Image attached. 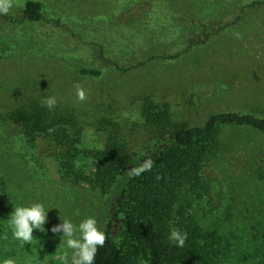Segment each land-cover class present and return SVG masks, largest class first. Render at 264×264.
Wrapping results in <instances>:
<instances>
[{
	"label": "rangeland",
	"instance_id": "374dc122",
	"mask_svg": "<svg viewBox=\"0 0 264 264\" xmlns=\"http://www.w3.org/2000/svg\"><path fill=\"white\" fill-rule=\"evenodd\" d=\"M26 1L14 0L0 15V264L8 257L63 264L64 252L70 264L63 232L51 228L93 217L104 231L105 195L90 181V167L108 136L139 155L156 137L201 125L216 112L264 116V0H36L38 21L23 16ZM76 85L86 92L83 102ZM48 97L57 100L52 109L42 103ZM146 101L167 106L158 126L142 112ZM32 104L46 108L47 122L57 118L60 147L21 126L13 112L30 114ZM217 132L205 166L216 193L198 197L182 188L167 226L175 228L181 207L203 231L216 233L206 260L190 264H264V132L229 124ZM66 144L74 153L69 174L55 161ZM33 203L44 205L47 223L24 245L8 219L15 207Z\"/></svg>",
	"mask_w": 264,
	"mask_h": 264
},
{
	"label": "trees",
	"instance_id": "16d2710c",
	"mask_svg": "<svg viewBox=\"0 0 264 264\" xmlns=\"http://www.w3.org/2000/svg\"><path fill=\"white\" fill-rule=\"evenodd\" d=\"M42 4L27 0L22 13L31 21L42 17ZM83 73L97 75L95 69H81ZM25 108V107H23ZM28 110L14 111L22 127L28 132L38 130L60 147L56 135V119L47 122V110L30 105ZM142 112L147 120L158 126L167 118L168 109L153 101H146ZM22 115V116H21ZM39 118L33 122L30 116ZM47 122V123H46ZM250 126L264 132V116L237 111H220L209 115L201 125H179L166 136L160 135L141 154L123 150L114 135H110L103 148L92 153L90 181L105 195L108 220L104 227L107 240L98 248L95 264H190L205 261L217 240L216 233L203 231L183 208L177 210L174 227L187 233L185 245L177 247L169 240L168 223L174 213L179 191L184 188L200 197L217 191V184L205 176L206 163L214 155L218 144L220 125ZM55 129L49 133L48 129ZM65 145V144H64ZM65 154L56 152L55 161L63 174H69L74 165L72 147L66 144ZM154 161L151 171L138 177H129L128 170L145 159ZM160 176V179H157ZM115 218L120 225V240L113 235Z\"/></svg>",
	"mask_w": 264,
	"mask_h": 264
},
{
	"label": "clouds",
	"instance_id": "9594fccd",
	"mask_svg": "<svg viewBox=\"0 0 264 264\" xmlns=\"http://www.w3.org/2000/svg\"><path fill=\"white\" fill-rule=\"evenodd\" d=\"M14 7V0H0V15H8ZM237 39L240 38L238 33L234 34ZM76 96L81 102L87 99L85 90L76 85ZM48 109L56 106L55 97H48L43 102ZM55 129H48L52 133ZM154 161L151 158L145 159L138 166L131 167L127 175L138 177L144 172L151 171ZM157 176V179H160ZM47 212L42 203H33L30 206H17L10 214L8 224L12 230V236L15 240L21 241L24 245L31 244L33 241L34 229L41 232L45 231L44 225L47 223ZM63 232L60 237L61 243L71 250L70 264H95V257L98 248L103 247L106 243V234L97 226V221L93 217L83 219L78 226L70 220L64 219L62 223L54 225L51 228L53 234ZM76 233H79L77 236ZM7 239V235L4 237ZM169 240L174 242L177 247H183L187 240V233H182L176 228H172L169 233ZM63 264H69L68 252H64L59 257ZM3 264H16V260L8 257L3 260ZM144 264V262H142Z\"/></svg>",
	"mask_w": 264,
	"mask_h": 264
}]
</instances>
